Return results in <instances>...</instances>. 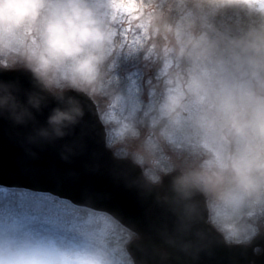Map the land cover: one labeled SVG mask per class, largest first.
<instances>
[{
	"label": "clouds",
	"instance_id": "obj_1",
	"mask_svg": "<svg viewBox=\"0 0 264 264\" xmlns=\"http://www.w3.org/2000/svg\"><path fill=\"white\" fill-rule=\"evenodd\" d=\"M232 0H194V11L220 14ZM134 0H0V117L16 123L33 120L52 97L43 138H62L64 129L83 115L75 92L93 97L99 91L111 44L107 16ZM154 33L192 70L181 88L166 98L152 122L156 141L132 153L146 182L162 183L155 168L159 142L179 132L196 145L190 162L171 163L172 200L188 220L198 214L199 200L208 223L226 243L250 245L264 224V25L230 39L226 47L202 39L192 30L177 40L175 30L159 25ZM22 71L37 91L22 101L16 82L4 72ZM259 252V249H254Z\"/></svg>",
	"mask_w": 264,
	"mask_h": 264
},
{
	"label": "water",
	"instance_id": "obj_2",
	"mask_svg": "<svg viewBox=\"0 0 264 264\" xmlns=\"http://www.w3.org/2000/svg\"><path fill=\"white\" fill-rule=\"evenodd\" d=\"M2 79L17 83L22 101L37 91L25 72H4ZM68 95L79 101L83 115L62 138L39 135L52 109L63 107L50 96L26 123L7 113L0 117V188L47 195L107 216L133 236L124 248L132 264H264V230L250 245L226 243L208 223L200 197L198 214L188 220L172 200L170 177L162 175L159 186L148 184L140 166L108 148L95 101Z\"/></svg>",
	"mask_w": 264,
	"mask_h": 264
},
{
	"label": "trees",
	"instance_id": "obj_3",
	"mask_svg": "<svg viewBox=\"0 0 264 264\" xmlns=\"http://www.w3.org/2000/svg\"><path fill=\"white\" fill-rule=\"evenodd\" d=\"M155 2L157 3L151 4L149 0H134L131 12H139L140 6L141 12H144L145 7L149 5L161 10L163 5L158 3H167L170 7H166L184 23L177 29L181 38L191 35L188 29L191 31L195 29V34L198 29L202 39L215 43L218 48L226 47L228 42L224 46L213 39V35H217L216 26L229 28L235 36H238L249 28L264 25V0H250L251 5H247L244 0H232L227 10L218 15L202 13L201 20L205 26L212 25V27L208 26L210 28L197 26V12L190 8L188 0H156ZM118 24L124 25L122 21ZM109 31L115 34H110L113 42L110 44L108 60L103 68L99 91L94 95L99 101L102 102L105 98L108 104H111L109 108L101 107L100 112L102 119L106 121L105 125L110 127L107 146L114 151V147L116 148L119 143L117 130L119 134H127L134 129L159 131L153 127L152 122L157 118L165 97L162 96L160 99L158 96L153 98L155 95H150L147 97L149 103L142 98L145 90L141 85L142 73L138 63H142V59L139 60L141 57L145 58L151 53L147 31L139 28L121 29L116 26H110ZM121 38L123 42L120 41ZM129 53L132 55L126 58L125 55ZM109 65L112 68H109ZM175 65L183 79L191 72L188 65L181 60L177 59ZM156 101L160 102L155 104ZM111 115L114 118L110 117ZM121 127L124 128L123 133ZM180 136L184 143L190 142L179 132L173 135L174 138ZM115 153L118 154V151L115 150ZM121 153L118 155L123 158L132 156V153L125 154V151ZM96 219L107 223V226L101 228L103 230L101 232L97 231V227L93 224ZM132 239V235L103 215L75 208L67 202L47 195L0 188V262L24 264L26 262L22 256L33 258L39 254L40 257L47 252L51 253L50 255H60L59 253H64L70 248L68 243L84 242L92 251L105 253L106 258L113 256L130 264L124 247ZM91 250L88 251L91 253Z\"/></svg>",
	"mask_w": 264,
	"mask_h": 264
},
{
	"label": "rangeland",
	"instance_id": "obj_4",
	"mask_svg": "<svg viewBox=\"0 0 264 264\" xmlns=\"http://www.w3.org/2000/svg\"><path fill=\"white\" fill-rule=\"evenodd\" d=\"M151 1L157 3L155 2L156 0H151ZM151 1L149 0L151 4H154ZM244 1L246 2L247 5H251L250 0H244ZM188 2L191 6L190 8L192 9V4L194 3V0H188ZM144 4L146 5V3ZM158 4L163 5L161 10H158L154 6L149 5L146 7L143 6L145 7L144 12L143 11L141 12L140 10L141 6L139 7V12H134V11L131 12L128 8L121 7V8H117V10L114 9L113 12H111L107 16L108 29H110V26H116V27H120L121 29L139 28L147 31L148 46L151 53L147 55L145 58L141 57L139 60L142 59V63L141 62L138 63V66H140V71L142 73L141 85L145 90V95L142 98L145 99L146 102L148 103L149 100H147V97L150 95L151 96L155 95L153 96V98L158 96L160 99L163 96L165 97L166 100L167 97L173 95L181 88L182 80H183V77L181 76V72L177 70V67L175 65L177 58L175 57L173 52H169L165 54V52L162 50V46L166 44L167 41L162 40L158 34L154 33L153 28L154 26L157 25L161 27L164 26L170 27L175 30L176 39L179 40L181 39V36L179 32H177V29L181 28V25H183L184 23L178 20L177 17H175L174 14H172L170 8H168L170 7L169 4L167 3L165 4L158 3ZM201 14L202 13L197 12V26L212 27V25H208V26L204 25L203 21L201 20ZM140 15L143 16L140 17ZM121 21L124 24L122 26L118 24ZM216 30H217V35L214 34L213 39L217 40L221 45L225 46L226 42H228L229 39L235 37L232 30L229 28H219L216 26ZM198 31L199 30L197 29L196 35H199L201 37L202 34L199 33ZM188 32L191 33V35L193 34V32L190 29H188ZM110 34L113 35L115 33H110ZM112 35H110L111 39L113 38ZM120 41L123 42V38H121ZM111 42L113 41L111 40ZM131 55L132 54L129 53L126 54L125 56L127 58ZM109 68L112 67L109 65ZM91 98L95 101L100 111H102V109H100L101 107L109 108L111 106V104H108L105 98H103L102 102L99 101L95 95ZM157 102L160 101H156L155 104H157ZM108 113L110 114V112ZM110 117L114 118L113 115H111ZM105 122L106 121L104 120V124ZM142 126L145 127L143 124ZM106 127L108 134V130L110 127L108 125H106ZM123 131L124 128L121 127V133H123ZM157 133H158L157 131L151 132L148 131L147 129H143V130L134 129L129 131L127 135V134H119L117 130L116 135L119 140V143L117 144L116 148L114 147L115 157L117 156L118 158L119 157L123 158L125 156H123L121 152L125 151V154H127V152L133 153L144 142L156 141ZM173 135L169 136L171 138H168L167 142H159V146L155 155V168L161 174V176L165 174V170L169 167L171 163L179 164V163L190 162L196 150V145L194 143L188 141L184 143L183 141H181L182 136H180V138H174ZM110 136L111 135H109V137ZM112 137L115 138L114 135H112ZM115 150L118 151V154L121 153L123 157L116 154ZM100 220L101 219H96L93 221V224L95 225V227H97L96 230L99 232L103 231L101 230V228L107 226L106 221L104 220L100 221ZM261 223L264 224V221H262ZM261 230H264V227H262ZM68 245H70L69 246L70 248H67L64 253H59L60 255H50L51 253L47 252L41 254L40 257L39 254H37L38 256H33V258L22 256V258L26 262L24 264H126L123 260L115 259L113 256L106 258V254L100 251L99 252L92 251L90 246H85L84 242L81 244H79L78 242L74 244L70 242L68 243ZM88 250H91L92 252L90 253ZM129 262L131 264L130 260ZM0 264H7V263L0 262Z\"/></svg>",
	"mask_w": 264,
	"mask_h": 264
},
{
	"label": "bare ground",
	"instance_id": "obj_5",
	"mask_svg": "<svg viewBox=\"0 0 264 264\" xmlns=\"http://www.w3.org/2000/svg\"><path fill=\"white\" fill-rule=\"evenodd\" d=\"M99 110V109H98ZM99 113H100V110H99ZM100 117H101V120H102V122H103V124H104V120L102 119V116H101V113H100ZM105 125V124H104ZM105 128H106V125H105ZM106 131H107V128H106Z\"/></svg>",
	"mask_w": 264,
	"mask_h": 264
},
{
	"label": "snow or ice",
	"instance_id": "obj_6",
	"mask_svg": "<svg viewBox=\"0 0 264 264\" xmlns=\"http://www.w3.org/2000/svg\"><path fill=\"white\" fill-rule=\"evenodd\" d=\"M127 10V9H126Z\"/></svg>",
	"mask_w": 264,
	"mask_h": 264
}]
</instances>
